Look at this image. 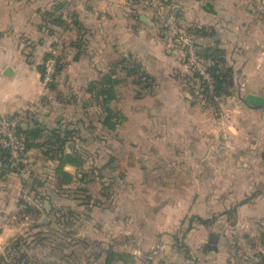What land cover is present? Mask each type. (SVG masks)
I'll list each match as a JSON object with an SVG mask.
<instances>
[{"label": "crops", "instance_id": "obj_1", "mask_svg": "<svg viewBox=\"0 0 264 264\" xmlns=\"http://www.w3.org/2000/svg\"><path fill=\"white\" fill-rule=\"evenodd\" d=\"M178 1L185 12L183 24L208 28L215 34L235 71V84L246 91L245 96L264 97V12L255 0ZM108 12L112 32L119 38V47L107 44L108 51H121L122 46L128 50L127 23L122 25L111 17L112 4ZM17 48L0 42V116H20L23 126L30 127L35 121L46 131L56 129L65 119L77 128L61 93L43 86L40 72L18 59ZM142 49L147 50L144 45ZM146 56L156 61L151 72L155 82L150 126L168 133L164 138L160 134L152 138L151 146L172 148L161 150L167 154L165 160L174 164L166 178L187 181L179 185V194L167 189L160 192L159 201L143 200L142 212L151 214L137 217V244L130 253L138 257L155 248L149 264H264V105L252 106L245 96L232 98L230 109H225L230 112L227 119L212 120L206 117L202 100L194 99L199 102L195 105L182 85L187 77L184 66L164 55L158 59V53L152 51ZM8 67L13 69L11 76L5 74ZM70 74L69 82L79 77ZM208 132L216 135L210 143L218 147L216 154L209 153ZM175 162L193 165L194 170L188 167L175 172ZM56 166V161L45 159L40 148L29 150L20 169L8 167L0 157V251L10 242L29 239L32 232L41 234L55 199L63 194L54 192ZM65 170L76 174L73 166L67 165ZM26 199L37 213H23L26 206L21 201ZM124 238L120 235V249L113 248L115 251H127L121 247ZM160 245L163 249L156 252Z\"/></svg>", "mask_w": 264, "mask_h": 264}, {"label": "rangeland", "instance_id": "obj_2", "mask_svg": "<svg viewBox=\"0 0 264 264\" xmlns=\"http://www.w3.org/2000/svg\"><path fill=\"white\" fill-rule=\"evenodd\" d=\"M122 1L121 6L119 0H0V42L18 46L17 54L21 56L18 59L38 70L42 77L41 67L53 56V51H57L56 61L59 59L63 68L55 79V92L61 93L64 108L72 110L73 123L80 129L77 147L86 159L84 166L75 173L82 178L84 171L88 172L82 183L76 182L67 186L68 190L60 191L63 194L55 199L53 212H49L48 223L44 224L41 234L32 232L29 239L19 240V245L13 241L0 251V264H104L106 250L120 249V235L125 236L122 251L131 254L137 244L136 219L151 214L142 212L143 200L159 201L160 192L167 189L172 194H179V185L187 180L166 178L174 164L167 162V154L161 152L172 148L151 146L152 138L158 134L164 138L168 133H159L150 126L154 84L149 81L148 74L152 76L156 61L146 56L149 51L158 53V59L164 55L184 66L187 77L182 79V85L192 95L195 105L199 102L194 99L202 100L201 105L208 111L206 117L212 120L227 119L230 112L225 109H230L232 98L245 96L246 91L235 82L228 88L230 96H218L214 73L206 60L203 59L213 80V91L206 79L189 66L183 41L198 49L212 47L219 41L214 38L215 34L205 40L208 36L198 31L201 27L181 22L185 12L180 1ZM255 3L264 12V3L261 0H255ZM110 4L114 10L111 17H116L117 23L120 21L122 25L127 23L128 50L122 46L121 51H108L111 45L119 47V38L114 36L110 23ZM47 11L52 16L46 15ZM59 15L67 25L53 24L52 19ZM74 15L82 27L70 24ZM202 31L212 34L208 28ZM143 45L147 50L142 49ZM123 58L127 60L128 70L133 72L135 64L140 63V71L127 75L121 69L124 64L119 65ZM220 65L225 71L231 67L227 58ZM115 67L116 79L122 82L116 85L117 99L110 106L125 120L116 131L110 132L102 127L100 107L87 89ZM69 73L79 75L75 82H69ZM234 74L233 69L235 81ZM46 89L50 91L48 87ZM74 113H77L76 117ZM207 134L209 153L216 154L218 147L213 148L210 144L216 135ZM183 165L176 163L175 172L187 171L188 167L194 170L193 165ZM166 183L171 186H164ZM70 211L75 212L70 215ZM104 221L108 222L107 226L103 225ZM176 236L179 238L180 235L177 233ZM152 250H144L138 257L131 254L126 262L116 264H149L155 255V248Z\"/></svg>", "mask_w": 264, "mask_h": 264}, {"label": "trees", "instance_id": "obj_3", "mask_svg": "<svg viewBox=\"0 0 264 264\" xmlns=\"http://www.w3.org/2000/svg\"><path fill=\"white\" fill-rule=\"evenodd\" d=\"M46 15L52 16V14L47 11ZM76 15V14H75ZM74 15L73 22L70 24L77 27H82L81 22L78 21L77 16ZM54 25L65 26L67 23L63 20V16L59 15L52 19ZM69 24V23H68ZM203 28H199V33L204 36H209L206 31H202ZM198 33V34H199ZM214 36V33L210 34ZM219 45V46H218ZM201 57L206 60L211 67V70L214 73L215 82L217 86L218 96H230L231 91L228 88L233 87L234 85V77H233V67L226 69L227 71L222 69V65H220L221 61H226V51L220 46V43H215L212 47H202L199 52ZM126 59L123 58L119 65L124 66L121 68L126 72L127 75H132L135 70H139L141 68L140 63L135 64V69L128 70L126 66ZM44 67H41L42 75L44 73ZM62 65L59 63V59L57 60V69L54 80L50 83L48 88L50 90H56L57 85L54 83L57 75L62 70ZM231 73V75H227ZM149 78L152 84H154L155 80L150 74ZM116 67L113 71L102 75L100 79L94 81L90 88L87 89V92L90 94V97L97 103V106L100 107V115L102 118L101 124L105 130L110 132L116 131L119 124H121L125 117L117 111H114L110 106V103L117 99L116 93V85L121 83V79H116ZM227 87V88H226ZM216 94V95H217ZM140 97V96H139ZM75 123V122H74ZM71 122L61 123L59 127L56 129H51L46 131L43 129L37 122H33L32 126L25 127L22 124L19 125V132L25 136L27 151L33 148H40L42 150V155L47 160H52L57 162V166L55 168V176L56 180L54 181L55 190L54 192H60L62 190H68L64 186L72 185L76 182H83L85 177H88V172L84 171L82 178H79V173L71 174L70 172L65 170L67 165L75 167L77 170L81 169L85 164L84 154L77 147V139L80 138V129L70 127ZM69 144H72L71 149L69 150ZM0 157L4 159L5 164L10 167L11 163L9 160L8 153L0 148ZM109 164V163H108ZM107 165L103 167L106 168ZM12 168V167H11ZM13 169V168H12ZM84 177V178H83ZM103 178V175L101 176ZM41 185V184H40ZM53 189V190H54ZM76 189L80 190V187ZM78 191V190H77ZM50 198V196H48ZM49 201L51 200L48 199ZM21 203L25 204L26 209L24 210V214H35L38 211L34 209V207L30 206L27 201H21ZM53 212V208L51 211ZM75 211H70V215ZM14 244L17 243L19 245V240H16ZM21 241V240H20ZM104 256V264H116L117 262H126L127 258L131 256L129 253L115 251L114 249H108L105 252ZM264 263V258L262 260Z\"/></svg>", "mask_w": 264, "mask_h": 264}, {"label": "built area", "instance_id": "obj_4", "mask_svg": "<svg viewBox=\"0 0 264 264\" xmlns=\"http://www.w3.org/2000/svg\"><path fill=\"white\" fill-rule=\"evenodd\" d=\"M186 46L187 61L190 67L198 72L206 79L209 88L213 91V80L208 73V65L199 54V49L187 45ZM53 56L49 57L45 63L44 73L41 77L42 84L47 88L54 80L57 61L55 55L57 51H53ZM21 124L20 116L5 117L0 116V148L5 150L9 155L10 163L13 167L20 169V167L27 162L28 151L25 136L19 132V125ZM163 245L158 246L157 250H162Z\"/></svg>", "mask_w": 264, "mask_h": 264}, {"label": "water", "instance_id": "obj_5", "mask_svg": "<svg viewBox=\"0 0 264 264\" xmlns=\"http://www.w3.org/2000/svg\"><path fill=\"white\" fill-rule=\"evenodd\" d=\"M13 72V69L11 67H8L7 71H6V75L11 76ZM245 101L255 107H261L264 105V97L260 96V95H256L254 93H248L245 96Z\"/></svg>", "mask_w": 264, "mask_h": 264}]
</instances>
